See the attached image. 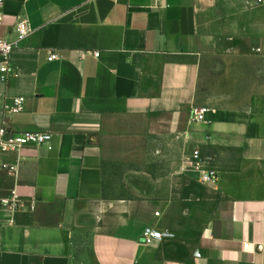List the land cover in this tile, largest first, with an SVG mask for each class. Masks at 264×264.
<instances>
[{
  "label": "crops",
  "instance_id": "1",
  "mask_svg": "<svg viewBox=\"0 0 264 264\" xmlns=\"http://www.w3.org/2000/svg\"><path fill=\"white\" fill-rule=\"evenodd\" d=\"M0 13L8 41L18 20L31 30L0 78V129L50 135L0 153L18 166L0 169V200L33 208L0 206V264H264V4L0 0ZM194 150L214 185L187 169ZM145 228L167 237L140 243Z\"/></svg>",
  "mask_w": 264,
  "mask_h": 264
},
{
  "label": "built area",
  "instance_id": "2",
  "mask_svg": "<svg viewBox=\"0 0 264 264\" xmlns=\"http://www.w3.org/2000/svg\"><path fill=\"white\" fill-rule=\"evenodd\" d=\"M2 24V14L0 13V27ZM12 31L16 35L15 41H8L7 39L0 36V78H4L10 70V55L15 49L17 42H22L30 33L31 30L28 26L26 20H18L12 27ZM56 59L55 55H50L49 60ZM21 100H16V108L14 112H18L20 108ZM205 110L201 109L198 111H193V120L201 121L203 120ZM50 140V135L40 132H14L7 131L6 128L2 127L0 129V153H18L22 148L26 146H39ZM187 163V169L196 173L198 175V182L201 184L214 185L217 182L218 174L210 167V159L207 157H202L198 150H194L190 157L185 159ZM1 170H6L14 175L17 174L18 166L17 164H0ZM0 206L12 213H23L30 212L33 210L32 207L28 208L24 201H21L18 196L11 192L9 196L0 200ZM157 216V214H155ZM167 236L166 234H161L152 228H145L143 230L142 238L145 242H150L154 240H163Z\"/></svg>",
  "mask_w": 264,
  "mask_h": 264
},
{
  "label": "rangeland",
  "instance_id": "3",
  "mask_svg": "<svg viewBox=\"0 0 264 264\" xmlns=\"http://www.w3.org/2000/svg\"><path fill=\"white\" fill-rule=\"evenodd\" d=\"M256 4H264V0H256ZM219 106H223V105H219ZM197 195H200V196H202V197H207V198H209V199H212L213 198V195L210 193H207V192H202V191H198V194ZM202 210H204V211H206L207 212V210H208V207L207 206H204V205H202ZM199 210H201V209H199ZM200 217H198V219H196L197 220V225H200V221H201V219H199ZM196 225V226H197ZM194 233H191L190 235H193ZM195 237L196 236H185V238L187 239V240H193V239H195Z\"/></svg>",
  "mask_w": 264,
  "mask_h": 264
},
{
  "label": "water",
  "instance_id": "4",
  "mask_svg": "<svg viewBox=\"0 0 264 264\" xmlns=\"http://www.w3.org/2000/svg\"><path fill=\"white\" fill-rule=\"evenodd\" d=\"M140 243H144L145 242V239L144 238H141L139 240ZM198 254H197V248L194 249V252H193V257H196Z\"/></svg>",
  "mask_w": 264,
  "mask_h": 264
}]
</instances>
